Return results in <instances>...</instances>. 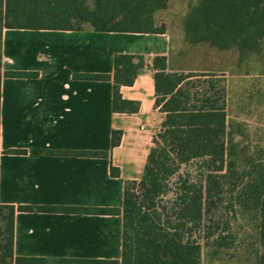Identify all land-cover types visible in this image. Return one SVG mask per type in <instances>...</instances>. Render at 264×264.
Returning a JSON list of instances; mask_svg holds the SVG:
<instances>
[{
	"label": "crops",
	"instance_id": "0c3cea01",
	"mask_svg": "<svg viewBox=\"0 0 264 264\" xmlns=\"http://www.w3.org/2000/svg\"><path fill=\"white\" fill-rule=\"evenodd\" d=\"M197 1L168 0L155 13L162 32L97 31L89 23L80 30L4 28L3 68L39 74L2 78L0 203L80 208L18 210L16 255L45 259L41 264L121 257L122 215L84 209L121 207L126 181L141 178L164 115L155 105L154 70L144 67L132 84L121 86L122 96L133 103L126 111L112 108V80L75 73H112L114 55L120 52L167 55L169 70L225 79L229 121L228 71L234 64L222 55L233 49L187 39L184 18ZM113 129L122 131L115 146ZM111 165L119 175H112Z\"/></svg>",
	"mask_w": 264,
	"mask_h": 264
},
{
	"label": "trees",
	"instance_id": "16d2710c",
	"mask_svg": "<svg viewBox=\"0 0 264 264\" xmlns=\"http://www.w3.org/2000/svg\"><path fill=\"white\" fill-rule=\"evenodd\" d=\"M0 0V123L4 76L36 77L38 71L3 68L4 28L80 30L85 23L97 31L162 32L155 13L168 0ZM186 37L220 49H237L239 60L264 50V0H198L184 18ZM144 67L154 70L155 105L164 113L153 137L143 174L128 180L121 207H89L96 213L122 215L120 259L85 260L88 264H202V240L216 251L229 248L234 237L229 219L236 201L258 216L264 264V159L238 153L227 117L225 79L216 73L172 71L167 55L146 57L120 52L112 73H75V77L113 82L112 108L133 106L120 91ZM113 129L111 144L121 140ZM21 152L22 150H8ZM99 154V152H92ZM100 154H106L101 152ZM114 176L120 174L111 165ZM18 210L78 211L74 206L0 203V264L44 263L14 252V218Z\"/></svg>",
	"mask_w": 264,
	"mask_h": 264
},
{
	"label": "rangeland",
	"instance_id": "374dc122",
	"mask_svg": "<svg viewBox=\"0 0 264 264\" xmlns=\"http://www.w3.org/2000/svg\"><path fill=\"white\" fill-rule=\"evenodd\" d=\"M223 53L222 58L228 57L234 64L228 71V112L233 140L239 143V148L246 147L245 153H238L240 168L246 165L245 158L264 159V50L241 61L237 49ZM202 57L210 56L204 51ZM230 209L231 212L221 211V214L229 219L233 244L216 251L210 242L202 240V264H256L260 250L258 216L236 201Z\"/></svg>",
	"mask_w": 264,
	"mask_h": 264
}]
</instances>
